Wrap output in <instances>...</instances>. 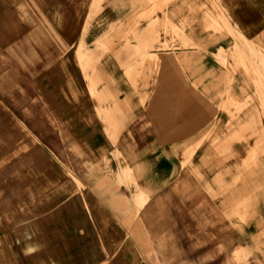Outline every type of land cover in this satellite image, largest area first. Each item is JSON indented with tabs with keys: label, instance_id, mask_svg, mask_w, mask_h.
Segmentation results:
<instances>
[{
	"label": "crops",
	"instance_id": "1",
	"mask_svg": "<svg viewBox=\"0 0 264 264\" xmlns=\"http://www.w3.org/2000/svg\"><path fill=\"white\" fill-rule=\"evenodd\" d=\"M215 3L264 49V0ZM142 5L0 0V86L9 92L0 116L10 122L0 131L24 150L14 162L0 157V264H264V116L252 81L239 66L228 80L216 59L234 37L212 21L210 0H167L151 15L179 30L159 27L169 46L157 49L158 72L144 62L126 76L134 39L121 43V64L118 48L101 55L95 69L106 79L96 89L108 86L114 110L89 91L77 45L92 49L119 21L124 30ZM246 95L247 108L227 104Z\"/></svg>",
	"mask_w": 264,
	"mask_h": 264
},
{
	"label": "rangeland",
	"instance_id": "2",
	"mask_svg": "<svg viewBox=\"0 0 264 264\" xmlns=\"http://www.w3.org/2000/svg\"><path fill=\"white\" fill-rule=\"evenodd\" d=\"M165 1L167 0H144V5L140 6L139 8L140 11L132 13V15L129 17L130 21L125 24L126 27L124 28V30H122L121 28L123 25L120 21L110 25L107 30L102 32L101 37L97 38L93 42L94 47L92 49L86 46L88 45V43L85 44L84 39H82V42L77 45L79 60L83 67V75L88 85L89 91L92 95L96 94L98 97V101L100 102H104L105 100L109 99V109H112V107L116 103L111 90L106 85H103L101 89H96V85L106 79V75L104 73H100L95 69V66L99 64V58L102 54L105 53V51H115L116 48H118L116 52H114V55L118 59L119 64H121L122 62L119 54V47L121 46V43L125 42L126 47L128 46V41L134 39L135 43L131 46H128V48H130L129 50L133 51V53H131V56H133L132 58L134 60V69L130 68V66L126 64L125 60L122 63L123 65H125L124 71L126 76H128L130 80L133 76L137 77L138 70L136 69V67H142V64L144 62L147 64L148 71L150 73L158 72V61L160 59V54L157 52V49L167 48V46H169L167 40H159V27L164 34H169L171 32L174 36L179 37L178 29L172 26L169 28L168 26L161 25L160 23H158V25H155L157 19L151 17V15L155 14L156 11L162 9ZM210 2L211 7L214 10H218L216 17L212 18V21L215 24H217L219 21L221 26L234 37L232 47L226 50L219 48L218 52L215 53L216 59H218L222 65L226 66V74L228 76V80L232 79V74L235 71V68L239 66L242 72L249 78V80L252 81L254 85V94L256 95L255 98H257V109L254 106L253 107L256 109L257 115L259 114L264 116V49L260 46H256L253 42L246 39L238 29L233 27L224 16L222 10L216 5L215 0H210ZM142 20L148 21L141 31H136L138 22ZM91 23H94V21L91 20ZM97 24V29H102V22L97 21ZM182 44H185V42H182ZM81 49L87 52L82 54L80 53ZM95 72L96 77H93L92 75ZM107 78L111 80L110 76ZM0 87V105L2 106V108L7 109L9 108L8 86L1 85ZM93 88H95L97 92H94ZM253 99L254 98L252 96L246 95V97L240 103H233L232 100H229L227 104L234 105L233 111L237 112L241 109L249 107L251 104H254ZM230 113L232 115V112ZM13 120H17L18 124H23L25 118H13ZM9 123L10 122L8 117L2 115L0 116V124L6 125V127L1 126L2 130H7V126L9 125ZM24 135V133L17 134V136H20L22 139H24ZM29 135H31L34 140H39L41 137V134L36 133H29ZM46 135H48L50 139H55L54 134L47 133ZM110 136L112 140H114L113 134H110ZM9 140L10 134L7 131H0V157L5 158L2 160V162H14L12 158L22 155L21 153L24 151L22 148H10ZM50 151L52 155H58L57 150L53 149ZM61 151L64 152L65 156H70V153L78 150H74L73 148H66ZM2 167H4V165ZM65 167L67 169L69 166L65 165ZM69 171L71 170L69 169ZM262 237L264 238V234H262ZM236 253L240 255V257L237 258V261L239 263H244L245 257L247 255L246 250L243 248L236 249L233 254L236 255Z\"/></svg>",
	"mask_w": 264,
	"mask_h": 264
}]
</instances>
